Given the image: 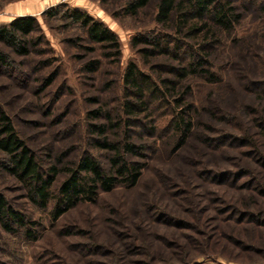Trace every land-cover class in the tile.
<instances>
[{
	"label": "rangeland",
	"instance_id": "1",
	"mask_svg": "<svg viewBox=\"0 0 264 264\" xmlns=\"http://www.w3.org/2000/svg\"><path fill=\"white\" fill-rule=\"evenodd\" d=\"M126 1L0 0V24L25 14L35 15L39 22L29 37L28 55H21L0 40V51L21 64L12 69L13 76L0 72V103L44 168L57 163L64 170L55 187L66 175L65 168L78 162L86 152L101 158L104 150L93 142L87 130V124L96 120L88 117V110L101 103L103 111L117 113L127 63L135 61L145 72L156 74L131 44L137 33L157 29L155 3L134 16L127 12ZM245 1L248 6L242 8L241 20L213 52L214 79L191 78L190 100L195 118L192 131L182 142L177 135L159 137L156 152L144 159L146 165L137 184L121 181L110 190L99 191L94 200L79 199L55 218V198L46 207L39 206L31 199L27 186L0 167V191L29 218L31 231L23 227L6 230L0 221L2 262L264 264L262 256L240 252L221 230L219 238L218 221L211 219L216 205L225 206L214 195L224 196L227 202L246 191L214 184L198 173L205 168H237V162L246 165L247 158L237 159L244 150L264 152V135L256 125L264 113V94L245 87L252 80L264 81V0ZM56 6L57 12H50ZM67 7L80 8L107 24L118 35L119 57L114 54V47L102 48L91 41L95 49H90L86 32L65 15ZM92 58H98L100 64L91 72L85 68ZM159 60L160 57L151 58L152 63ZM54 73V83L40 91L44 77ZM21 75L28 76L27 86L20 83ZM158 112L165 124L171 111L164 108ZM113 131L110 130L112 138ZM224 132L249 135L258 145L233 139L234 144L224 150L205 141L208 136L214 138ZM233 156L236 159H231ZM250 164L258 167L253 161ZM172 215L197 224L199 231L176 224ZM246 233V237H251ZM162 237L174 243L165 242ZM90 244L101 245L102 251L85 252Z\"/></svg>",
	"mask_w": 264,
	"mask_h": 264
},
{
	"label": "trees",
	"instance_id": "2",
	"mask_svg": "<svg viewBox=\"0 0 264 264\" xmlns=\"http://www.w3.org/2000/svg\"><path fill=\"white\" fill-rule=\"evenodd\" d=\"M152 2L155 3L154 22L157 29L137 33L131 39V44L149 62L151 70L156 71L155 76L145 72L135 61L128 62L122 74V97L117 113L103 111L99 100L97 108L88 110V117L96 120L87 124V130L93 142L104 150L101 158L86 152L78 162L65 168L66 175L55 187L64 170L57 163L44 168L10 113L0 103V167L23 182L31 199L39 206L46 207L55 198L52 210L55 218L73 207L79 199L94 200L99 191L110 190L121 181L128 185L137 184L146 165L144 159L156 152L159 137L177 135L181 142L188 137L195 125L190 100L191 78L202 76L214 79L211 70L213 52L232 33L235 24L242 18V8L248 3L245 0H127L125 7L128 13L136 16ZM57 7L51 8L50 12H57ZM64 12L86 32L90 49H95L92 42L102 48L114 47V54L119 57L121 45L118 35L107 24L80 8L67 7ZM38 25L35 15H19L0 24V40L21 55H28L29 37L38 29ZM150 57H160L161 60L152 63ZM99 64L98 58H92L85 69L95 71ZM20 65L7 52L0 51V72L13 76L12 69ZM55 76L56 73L45 76L40 91L54 83ZM19 80L28 85V76L21 75ZM245 87L264 94L263 80H252ZM164 108L171 111L165 124L158 112ZM256 123L264 135V113ZM120 128L123 129L122 138L119 137ZM110 130H114V138ZM233 139L243 144L258 145L249 135L233 136L227 132L214 138L208 136L205 141L226 150L234 144ZM243 153L237 159L242 161L244 157L247 158L246 165L234 162L237 168H205L198 173L214 184L230 185L246 191L227 202L224 196L214 195V199L225 202V206L215 204L211 219L218 221L216 231L219 238L218 230H221L222 235L240 252L264 258V152L255 149L244 150ZM250 161L257 163L259 168L256 165L252 167ZM173 217L176 224H186L199 231L197 224L191 225L186 218ZM0 221L6 230L23 227L31 232L29 218L15 209L1 191ZM244 232L251 237H246ZM162 239L174 243L170 239ZM102 248L101 245L90 244L84 250L98 252ZM0 264L5 263L0 260Z\"/></svg>",
	"mask_w": 264,
	"mask_h": 264
},
{
	"label": "built area",
	"instance_id": "3",
	"mask_svg": "<svg viewBox=\"0 0 264 264\" xmlns=\"http://www.w3.org/2000/svg\"><path fill=\"white\" fill-rule=\"evenodd\" d=\"M58 2H66V1H68V0H57Z\"/></svg>",
	"mask_w": 264,
	"mask_h": 264
}]
</instances>
